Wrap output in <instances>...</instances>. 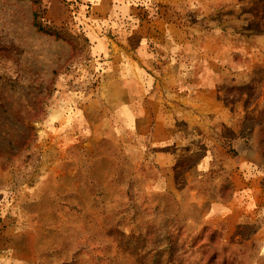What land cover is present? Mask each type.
Instances as JSON below:
<instances>
[{
	"label": "rangeland",
	"instance_id": "374dc122",
	"mask_svg": "<svg viewBox=\"0 0 264 264\" xmlns=\"http://www.w3.org/2000/svg\"><path fill=\"white\" fill-rule=\"evenodd\" d=\"M0 264H264V0H0Z\"/></svg>",
	"mask_w": 264,
	"mask_h": 264
},
{
	"label": "trees",
	"instance_id": "16d2710c",
	"mask_svg": "<svg viewBox=\"0 0 264 264\" xmlns=\"http://www.w3.org/2000/svg\"><path fill=\"white\" fill-rule=\"evenodd\" d=\"M34 16H35V22H36V24H38L37 23V13H34ZM40 26V25H39Z\"/></svg>",
	"mask_w": 264,
	"mask_h": 264
}]
</instances>
